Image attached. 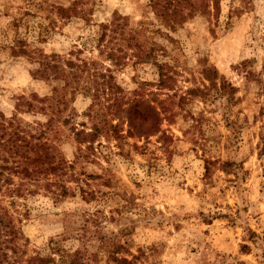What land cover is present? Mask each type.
Segmentation results:
<instances>
[{"label": "rangeland", "instance_id": "obj_1", "mask_svg": "<svg viewBox=\"0 0 264 264\" xmlns=\"http://www.w3.org/2000/svg\"><path fill=\"white\" fill-rule=\"evenodd\" d=\"M153 1L0 0V119L45 130L61 166L14 174L0 130L10 264H264V0L181 23Z\"/></svg>", "mask_w": 264, "mask_h": 264}, {"label": "trees", "instance_id": "obj_2", "mask_svg": "<svg viewBox=\"0 0 264 264\" xmlns=\"http://www.w3.org/2000/svg\"><path fill=\"white\" fill-rule=\"evenodd\" d=\"M197 2H209L213 11H216L219 9L221 0H154L152 6L162 13H166L174 22L181 23L194 15ZM14 53H16V51H14ZM39 56L40 58L42 57L39 64H42L44 68H54V64L50 65L49 62L46 61L49 57L41 53ZM38 58L37 56L36 59ZM208 79L212 80L210 78ZM217 86L219 92H226L227 85L224 82ZM152 110L153 116L149 115V118L153 119L154 125H156L158 113L154 111V108ZM137 113L142 120L146 118V114L142 112ZM32 128V125L28 123L22 125L21 121L16 117H11L9 119L2 117L0 119V130L7 132L9 140H11L12 143H19L21 147L24 148L25 152V165L20 166L17 161H13V165L9 169L14 174H23V177L29 178L35 182L44 180L46 185L55 184L56 182L52 181L51 178L47 176L54 175L57 170H60V163H56L53 160L47 141L43 139L45 130L39 128L38 130L36 129L35 132H32V130H34ZM82 133L84 134L83 131H77L76 135ZM261 141H264V134L261 136ZM231 166L232 164L229 162H222L221 164V168L225 172H230ZM66 191V188H63V194H65ZM19 239L20 234L15 228L12 219L5 221L3 214L0 212V264H10V260L14 257L16 258L20 249L18 244ZM12 262H14V260H12ZM50 262L51 259L49 256L34 255L27 257L21 264H49ZM69 264H75L73 259Z\"/></svg>", "mask_w": 264, "mask_h": 264}]
</instances>
